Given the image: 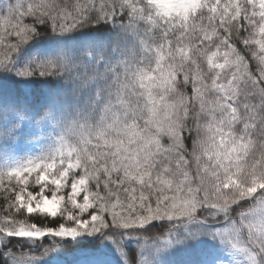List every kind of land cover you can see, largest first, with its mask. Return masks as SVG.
<instances>
[{
    "label": "snow or ice",
    "instance_id": "snow-or-ice-1",
    "mask_svg": "<svg viewBox=\"0 0 264 264\" xmlns=\"http://www.w3.org/2000/svg\"><path fill=\"white\" fill-rule=\"evenodd\" d=\"M0 264H264V0H0Z\"/></svg>",
    "mask_w": 264,
    "mask_h": 264
}]
</instances>
